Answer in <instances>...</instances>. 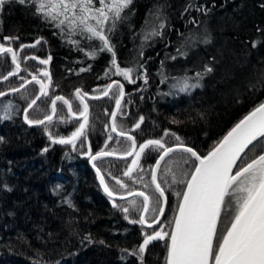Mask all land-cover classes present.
<instances>
[{
  "label": "trees",
  "instance_id": "trees-1",
  "mask_svg": "<svg viewBox=\"0 0 264 264\" xmlns=\"http://www.w3.org/2000/svg\"><path fill=\"white\" fill-rule=\"evenodd\" d=\"M189 4L193 7L186 12ZM262 4L264 0H133L122 13L127 19L118 21L109 33L120 67H134L141 76L137 83L124 82L127 96L119 121L123 129L131 132L139 143L163 137L172 145L176 143L174 137L163 135L167 129L180 136L186 145L207 154L245 114L264 100V91L250 90V84H256L264 72ZM200 6L209 11H197ZM94 7H100L99 0H94ZM158 9L160 19L156 20L150 13ZM0 21V43L17 51L21 44H32L39 37L46 41L19 54L21 76L30 80L31 74L39 75L44 68L52 76L49 95L28 113L30 119L51 115V99L56 95L69 99L78 112L82 105L75 97L77 88L100 94L107 84L121 80L112 74L115 69L110 64L111 53L97 52L95 59L87 55L99 41H88L79 33L69 35L66 28L62 32L54 22L34 15L30 5L9 0L0 10ZM153 21L156 25L163 22L165 28L160 30L161 35L145 39ZM109 26H105L106 30ZM206 33L210 34V44L202 42ZM5 36L19 39L9 45L3 40ZM77 39L84 51H78L69 42ZM49 55L52 60L48 67L36 60L24 59L26 56L45 59ZM205 64L214 70L201 81L203 86L182 91L183 78L194 77L197 71H203ZM89 66V71H80ZM14 67L11 54L0 56V77ZM110 68L111 73L105 76V70ZM21 83L19 76L11 77L0 83V91L6 92ZM115 92L114 88L111 97L89 101L88 127L75 149L71 145L52 143L45 131L47 127L53 136L67 137L79 126L80 122L72 119L62 102L58 101L57 115L51 124L40 128L25 124L23 110L39 95L38 84L33 83L0 100V105L14 100L11 117L5 119L0 108V137H3L0 142V264H165V241L150 245L143 260L134 254L133 250L142 243V227L129 223L126 214L112 206L88 160L82 157L89 147L93 153L99 152L109 135L115 144H126L125 139L113 135L109 125ZM140 116L144 117L141 128L132 131ZM45 148L48 150L44 151ZM151 155L143 159L142 170L138 169L132 179L123 176L128 161L107 159L99 161L97 166L108 182L115 176L138 189L145 188L144 184L153 188L151 166L158 153ZM162 175V186L173 191L170 194L166 189L169 205L161 226L170 232L179 203L175 194L178 191L173 188L182 191L184 186L168 187L166 183L172 180ZM58 185L59 189L54 191ZM116 204L129 207V219L139 218V212L127 201ZM152 231L143 227V232ZM88 236L91 241L85 239Z\"/></svg>",
  "mask_w": 264,
  "mask_h": 264
},
{
  "label": "snow or ice",
  "instance_id": "snow-or-ice-1",
  "mask_svg": "<svg viewBox=\"0 0 264 264\" xmlns=\"http://www.w3.org/2000/svg\"><path fill=\"white\" fill-rule=\"evenodd\" d=\"M21 5H30L34 9V15H37L48 22H54L55 27L63 32L65 28L69 35H79L88 41H99L93 51L87 53L92 59L96 58L97 52L111 53V67L115 69L114 75L122 76L129 83H135L133 72L134 67L121 68L116 59V52L111 43L109 33L116 28L117 22L126 20L127 15H122L125 9H128L133 0H99L100 7H94V0H16ZM9 0H0V10ZM193 7L189 4L185 11ZM264 7V4L261 5ZM197 11L203 10L205 13L209 9L203 6L197 7ZM156 20L160 19L159 9L150 13ZM166 19V18H165ZM94 22V23H93ZM2 23V21H0ZM195 23V21H193ZM110 26L105 28L106 25ZM165 28L163 22L158 25L153 21L151 32L145 33V39L150 36L161 35ZM259 31V29H258ZM19 37L5 36L3 40H18ZM46 43L43 37L37 38L32 44H21L20 50L24 48H35L41 42ZM78 51H84L80 46V40H70ZM204 44L211 43L210 34L202 37ZM91 47V45H89ZM253 42V47H256ZM181 52V49H177ZM11 54V63L15 65L14 69L0 77L2 80H8L10 77L18 76L21 69L19 52L11 46L0 43V56ZM141 56L143 53L141 52ZM176 57H172L175 59ZM38 60L41 65H49L52 56L45 59L36 56L24 58ZM143 64H139L143 68ZM88 68H81L80 71H89ZM213 67L204 65L203 71H197L194 77L183 78L182 91L202 87L201 81L205 76L213 72ZM111 73V68L105 70V76ZM40 75L46 79H41L37 74H31V80L25 77H19L23 83L19 87H12L10 92H19L26 88L27 84L33 81L39 85V95L31 99L27 107L24 108V121L29 126L45 125V122L51 124L53 115H45L43 119H30L29 110L37 104L41 97L49 95L48 89L51 86V74L47 68L40 72ZM191 81V82H190ZM144 82L147 83L145 74ZM259 85V86H258ZM116 96V109L111 113L112 127L111 131L117 135L126 137L131 141L130 148L120 154V158L126 159L131 156L133 159L123 172V176L132 179V174L141 169L140 161L142 157L151 156L152 152L158 153L155 163L151 166V184L155 186V193L158 195L150 196L144 191H127L125 194H119L120 199H126L128 196L142 197V202L137 205L136 200L129 201V204L140 212L138 219H129V207H122L115 203V197L118 195L105 180L101 169L97 167L95 161L104 157L115 155V150H101L92 154L91 147L85 153L93 162V168L99 179V184L103 186L104 193L109 198H113L112 206L119 208L125 213V219L129 223L139 224L142 227V243L138 249L133 250L134 254L140 256L143 260V254L149 250V246L156 241H165L166 257L165 264H264V100L256 104L247 114H245L232 128L223 136L221 140L207 152L201 154L194 147L184 143L182 138L170 130L164 131V136L174 137L176 143L169 145L164 138L147 139L137 146L136 137L125 131H117L116 116L121 110V101L125 96L124 85L119 81H113L103 89V95L108 96L113 89ZM250 90L257 92L264 91V72H261L257 83L250 84ZM8 93L0 91V97ZM88 93L81 88L75 90V97L82 105V110L75 112L70 100L63 96L56 95L51 99V112L57 111V102H62L68 107L69 114L77 120L82 118L79 126L67 137L53 136L45 127L52 143L61 145H71L76 148V142L85 135V129L88 125L89 106L85 102V96ZM92 99H99L93 96ZM8 105L7 107H10ZM5 119L9 118L7 116ZM67 123L68 121H64ZM144 122V117L140 116L139 121L134 125L135 129H140ZM112 139L111 135L108 137ZM3 142V137H0ZM251 146V147H250ZM48 149L45 148L44 151ZM175 153L187 154L180 155L179 160L190 168L181 169L179 176L173 174L172 183L183 185V190L176 192L179 203L175 209V215L172 219L171 231H165L163 227L159 230L153 229L151 233L143 232V226L153 228V225L160 226V217L165 215V205L169 198L166 196V189L158 182V172L161 170L162 162L165 164V171L172 172V160L168 159ZM142 170V169H141ZM115 184L120 189L127 190L128 185L118 177L113 176ZM142 181V177L140 178ZM149 185L144 184L147 188ZM56 186V191L59 189ZM72 206V205H70ZM151 212L154 215L151 222L147 214ZM224 213V219H222ZM91 241V237H85ZM99 243L103 244L104 241ZM127 251V250H123Z\"/></svg>",
  "mask_w": 264,
  "mask_h": 264
},
{
  "label": "flooded vegetation",
  "instance_id": "flooded-vegetation-1",
  "mask_svg": "<svg viewBox=\"0 0 264 264\" xmlns=\"http://www.w3.org/2000/svg\"><path fill=\"white\" fill-rule=\"evenodd\" d=\"M21 74H22V72H21ZM21 74L19 75V77L21 76ZM15 77H18V76H15ZM90 94V93H89ZM103 93H100V94H98V93H94V94H91V95H94V96H98V95H102ZM126 96H127V93H126ZM109 97H111V95H109L108 97H106V98H109ZM105 98V99H106ZM126 98V97H125ZM69 100V99H68ZM78 100V99H77ZM102 100H104V99H102ZM89 101H93V100H89ZM89 101H88V104H89ZM124 101H125V99H124ZM71 102V101H70ZM72 103V102H71ZM123 104H124V102H123ZM116 106V105H115ZM115 106H114V108H115ZM123 106V105H122ZM72 107H73V104H72ZM89 108H90V106H89ZM121 109H122V107H121ZM73 110H74V108H73ZM114 110V109H113ZM120 111H122V110H120ZM113 112V111H112ZM121 117H122V115H121V113L118 115V117H117V128H118V130L119 131H126V130H124L123 129V127H122V125L119 123V121L121 120ZM89 118H90V113H89ZM76 121H78V120H76ZM110 121H111V116H110ZM79 122H82V121H79ZM89 123V122H88ZM109 125H110V123H109ZM110 128H111V126H110ZM135 130H137V129H133L132 131H135ZM112 132V131H111ZM129 133H131V132H129ZM132 134V133H131ZM114 135V134H113ZM115 137H117L118 138V136H116V135H114ZM120 138V137H119ZM140 144V143H139ZM126 144L124 143V144H115L114 143V141H112V139L111 140H109L108 139V141H106V143L104 144V146H103V148L101 149V150H104V151H113V150H115V152L116 153H119V154H121V153H123V152H125V151H127L128 150V148H127V146H125ZM100 150V151H101ZM124 150V151H123ZM92 151V150H91ZM97 153V152H96ZM92 154H95V153H93V151H92ZM152 157V155L151 156H149V158H151ZM145 158H147V157H142L141 158V161H140V165H142V162H143V159H145ZM133 159V158H132ZM132 159H130V160H128L129 161V163H131V160ZM169 159V158H168ZM88 160V159H87ZM101 160H107V159H101ZM101 160H98L97 161V163L99 162V161H101ZM88 162H89V160H88ZM179 162H181V161H179ZM191 164V162L188 164V165H190ZM175 165H177V164H175V163H172L171 164V168H172V171H173V168L175 167ZM187 166V165H186ZM165 164H163L162 165V168H161V172H160V178L161 179H163V175L162 174H166V176H170V175H172V172H166L165 171ZM103 172V171H102ZM103 174H104V172H103ZM104 176H105V178H106V180H107V182H108V178L106 177V175L104 174ZM124 181V180H123ZM124 183L125 184H127L126 183V181H124ZM161 183V182H160ZM108 184L110 185V188H112L117 194H126V192L127 191H132V190H140V191H144V192H146L147 194H149L150 196H154V195H158L157 193H155V191L153 190V188H152V193H149V191H148V188H141V189H138V188H135V186H132V185H129V184H127L128 185V189L127 190H122V189H120V187H119V185H116L115 184V180H113V179H109V182H108ZM161 186H162V183H161ZM163 187V186H162ZM165 189H168V191H170V194H172L173 193V191L171 190V188H166L165 187ZM175 191H179L178 189V187H174L173 188ZM136 200V202H137V205H140L141 204V202H142V198L141 197H133V198H130V199H128V200H124V201H127L128 203H129V201H131V200ZM116 202H119V201H116ZM129 206H131L130 204H129ZM132 207V206H131ZM139 214H140V212H139ZM154 214L153 213H151V212H149L148 214H147V218L149 219V222H151V218H152V216H153ZM165 218V217H164ZM164 221V220H163ZM163 223V222H162ZM162 223H161V225L160 226H157V227H155V228H152V229H150V228H146L145 226H143L144 228H146V229H148V230H153V229H157V230H159V227H161L162 226ZM136 225H139V224H136ZM141 226V225H140Z\"/></svg>",
  "mask_w": 264,
  "mask_h": 264
},
{
  "label": "water",
  "instance_id": "water-1",
  "mask_svg": "<svg viewBox=\"0 0 264 264\" xmlns=\"http://www.w3.org/2000/svg\"><path fill=\"white\" fill-rule=\"evenodd\" d=\"M25 45H28V44H25ZM38 46V45H37ZM36 46V47H37ZM28 48H31V47H28ZM14 49V48H13ZM24 49H27V48H24ZM23 49V50H24ZM14 50H16V49H14ZM23 50H18V52H19V54L23 51ZM37 62H39L38 60H36ZM50 65V64H49ZM49 65H42V66H49ZM21 69H22V67H21ZM22 71V70H21ZM21 71H20V73H19V75L21 74ZM18 75V76H19ZM15 77V76H14ZM11 78V77H10ZM7 81V80H6ZM5 80H0V83H4V82H6ZM115 81H119L120 83H122L123 85H124V91H125V96H124V98H123V100L121 101V105L123 104V101H124V99H125V97H126V85L124 84V82H122L121 80H115ZM32 83H35L34 81L32 82ZM32 83H30V84H27L26 85V88L29 86V85H31ZM51 83H52V76H51ZM51 87V86H50ZM50 87H49V89H50ZM25 88H23V89H21L19 92H21V91H23ZM49 89H48V92H49ZM8 94L7 95H12V94H16V93H19V92H10L9 90L8 91H6ZM85 92V91H84ZM111 93V92H110ZM6 95V96H7ZM94 95H91V94H89L88 93V95L87 96H85V102L88 104V101L89 100H102V99H105L106 97H108V96H104L103 94L102 95H98V97H99V99H92V97H93ZM3 97H5V96H3ZM3 97H0V99H2ZM64 97V96H63ZM43 97H41V99H42ZM66 98V97H65ZM40 99V100H41ZM67 99V98H66ZM39 100V101H40ZM39 101H37V103L39 102ZM36 105H34L33 106V108L35 107ZM88 106H89V104H88ZM32 108V109H33ZM73 108V107H72ZM32 109H30L29 110V112L32 110ZM115 109H116V106H115V108H114V111H115ZM74 111V110H73ZM89 113H90V108H89ZM118 114H119V112L117 113V116H116V119H117V117H118ZM52 115H53V120H54V118L56 117V115H57V111H56V113L55 114H53L52 113ZM72 117V116H71ZM73 119H75V120H77L75 117H72ZM23 119H24V115H23ZM78 121H82V118H80ZM25 122V121H24ZM88 122H89V117H88ZM116 122V121H115ZM47 122H45V124H46ZM27 126H29L27 123H25ZM43 125H39V126H29V127H31V128H40V127H42ZM88 126V125H87ZM110 126L112 127V117H111V121H110ZM86 129H87V127H86ZM86 129H85V131H86ZM231 130V129H230ZM229 130V131H230ZM117 131L119 132V130L117 129ZM115 135H117V133L116 132H113ZM130 134V133H129ZM227 134V133H226ZM130 135H132V134H130ZM118 137H120V138H126V137H123V136H119V135H117ZM82 138V137H81ZM78 141V140H77ZM137 146H138V143H137ZM251 147V146H250ZM83 158L84 159H88L89 160V164H90V167L93 169V171H94V173H95V175H96V178H97V182H98V184H99V179H98V176H97V174H96V170H95V168H93V162L89 159V157H88V155H83ZM131 158V156H129V157H127L126 159H122V158H120V154L119 153H116L115 155H112V156H108V157H104V158H102V159H114V160H120V161H124V160H127V159H130ZM101 160V159H100ZM98 161V160H97ZM97 161H95V163L97 162ZM162 165H163V162H162ZM162 165H161V167H162ZM102 172V171H101ZM160 172V171H159ZM159 172H158V182H160L159 181ZM103 174V173H102ZM104 175V174H103ZM105 180H106V178H105ZM107 182V181H106ZM99 186H100V188H101V190H102V192H103V194L111 201V202H113V198H109L108 196H107V194L106 193H104V191H103V186H101L100 184H99ZM153 187H154V189H155V186L153 185ZM138 191H140V190H138ZM166 194V196H168L167 195V193H165ZM126 195V194H125ZM133 197H135V196H128L126 199H123V200H127V199H130V198H133ZM142 198V197H141ZM115 199V202L116 201H123L122 199H120L119 198V194L114 198ZM143 199V198H142ZM168 205H169V201H168V204L167 205H165V214H166V212H167V209H168ZM164 217H165V215L164 216H161L160 217V220H161V223H162V221H163V219H164ZM146 228H148L147 227V225H144ZM155 227H157V225H153V228H155ZM150 229H152V228H150ZM157 242H160V241H156V242H153V243H157Z\"/></svg>",
  "mask_w": 264,
  "mask_h": 264
},
{
  "label": "rangeland",
  "instance_id": "rangeland-1",
  "mask_svg": "<svg viewBox=\"0 0 264 264\" xmlns=\"http://www.w3.org/2000/svg\"><path fill=\"white\" fill-rule=\"evenodd\" d=\"M45 69V68H44ZM43 70V69H42ZM132 76H133V79L135 80V83H137L140 79H141V76H140V74H138L136 71H134L133 72V74H132ZM121 77V80L123 81V82H125V83H129L127 80H125L122 76H120ZM44 79H46V78H44ZM130 84H133V83H130ZM14 100H12V99H10V100H6L5 102H3V103H1V105H0V108L2 109V111H3V114H4V117L5 116H7V117H11V115H12V109H13V102ZM8 105H11L10 107H7ZM180 155H185L186 156V154H180V153H177V154H174L172 157H170L169 159H171L172 160V162H175V163H177V162H179L180 160H179V157H180ZM188 168H190V165H185V164H183V162L181 161V163H179V165H177V166H175L174 168H173V171H172V176L170 175V179L172 180L173 179V174H176L177 176H179V173H180V171H181V169H188ZM167 185H168V187H170L173 183H172V181H171V183L170 182H167L166 183ZM149 185V184H148ZM174 185H177V186H179V184H174ZM148 188V191H149V193H152L151 192V189L152 188H150V187H147Z\"/></svg>",
  "mask_w": 264,
  "mask_h": 264
},
{
  "label": "bare ground",
  "instance_id": "bare-ground-1",
  "mask_svg": "<svg viewBox=\"0 0 264 264\" xmlns=\"http://www.w3.org/2000/svg\"><path fill=\"white\" fill-rule=\"evenodd\" d=\"M33 84V83H32ZM30 86V85H29ZM113 91V90H112ZM49 92H50V89H49ZM109 95H111V93L109 94ZM124 102V101H123ZM58 103V102H57ZM122 105H124V104H122ZM123 107V106H122ZM122 110V109H121ZM122 114V111H120L119 112V114ZM118 114V115H119ZM118 122H117V119H116V124H117ZM47 124V123H46ZM118 129V128H117ZM125 132H128V131H125ZM129 133V132H128ZM131 134V133H130ZM115 135V134H114ZM133 135V134H132ZM117 136V135H116ZM134 136V135H133ZM119 138V137H118ZM119 139H125L126 140V145L125 146H127V148L129 149L130 148V145H131V141H129V140H127L126 138H119ZM137 143H138V145H139V142L137 141ZM124 151V150H123ZM175 154H177V153H175ZM174 155V154H173ZM133 157H131L130 159H132ZM130 159H127V160H124V161H128V160H130ZM112 160H114V159H112ZM118 161H120V160H118ZM129 162V161H128ZM172 163H175V162H172ZM179 163H181V162H177V163H175V164H177V165H179ZM96 164H97V162H96ZM130 164V163H129ZM177 165H175V166H177ZM138 170V169H137ZM137 172V171H136ZM160 172H161V170H160ZM160 172H159V181L161 182V176H160ZM135 173V172H134ZM172 176V175H171ZM128 200V199H127ZM223 214L224 213H222V217H223Z\"/></svg>",
  "mask_w": 264,
  "mask_h": 264
}]
</instances>
